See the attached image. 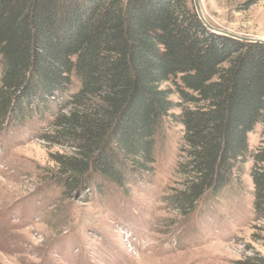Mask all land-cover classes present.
<instances>
[{
    "label": "trees",
    "instance_id": "obj_1",
    "mask_svg": "<svg viewBox=\"0 0 264 264\" xmlns=\"http://www.w3.org/2000/svg\"><path fill=\"white\" fill-rule=\"evenodd\" d=\"M0 70V130L50 118L41 137L72 151L53 155L64 195L149 182L172 124L182 160L168 207L188 216L241 191L250 164L264 212V147L248 142L264 125V44L209 32L187 0H0Z\"/></svg>",
    "mask_w": 264,
    "mask_h": 264
},
{
    "label": "rangeland",
    "instance_id": "obj_2",
    "mask_svg": "<svg viewBox=\"0 0 264 264\" xmlns=\"http://www.w3.org/2000/svg\"><path fill=\"white\" fill-rule=\"evenodd\" d=\"M199 2L210 25L264 40V1ZM52 130L50 118L0 130V264H264V212L252 207L250 164L241 191L229 188L181 216L163 199L180 181L179 125L156 137L149 182L85 199L63 193L53 155L72 151L41 137ZM248 142L264 147V125Z\"/></svg>",
    "mask_w": 264,
    "mask_h": 264
},
{
    "label": "water",
    "instance_id": "obj_3",
    "mask_svg": "<svg viewBox=\"0 0 264 264\" xmlns=\"http://www.w3.org/2000/svg\"><path fill=\"white\" fill-rule=\"evenodd\" d=\"M191 1H192V8L194 9L200 23L209 32L214 33V34H218V35H222V36L228 37L230 39L240 41L242 43H261V44H264V40H262V39L240 36V35L234 34L232 32H229V31H226L223 29H219V28H216V27L210 25L204 17V14L202 12L199 0H191Z\"/></svg>",
    "mask_w": 264,
    "mask_h": 264
}]
</instances>
